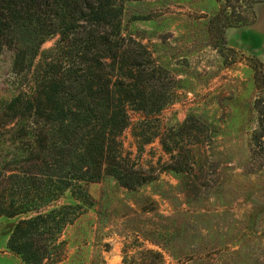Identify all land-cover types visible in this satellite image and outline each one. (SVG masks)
<instances>
[{
	"label": "rangeland",
	"instance_id": "1",
	"mask_svg": "<svg viewBox=\"0 0 264 264\" xmlns=\"http://www.w3.org/2000/svg\"><path fill=\"white\" fill-rule=\"evenodd\" d=\"M233 5L252 18L246 0ZM225 6L223 0L126 4L123 34L148 48L163 70L159 87L163 84L167 97L145 127L147 135L139 129L138 138L135 125L145 114L129 109L131 123L121 137L129 166L145 183L127 189L104 177L90 184L82 214L59 236L52 262L264 264V158L252 152L262 78L257 81L255 68L264 63V26L246 28L257 23V14L245 28H227L224 42L211 24ZM14 62V50L0 51V106L23 87ZM151 132L156 135L146 141ZM26 147L27 138L16 128L1 136L0 170L18 165ZM63 203H74L69 192L49 208ZM22 217L0 218V264H26L7 245Z\"/></svg>",
	"mask_w": 264,
	"mask_h": 264
},
{
	"label": "trees",
	"instance_id": "2",
	"mask_svg": "<svg viewBox=\"0 0 264 264\" xmlns=\"http://www.w3.org/2000/svg\"><path fill=\"white\" fill-rule=\"evenodd\" d=\"M131 1L142 0H0V51H15L14 69L23 75L20 92L0 106V137L16 128L27 138L18 165L0 170V218L26 216L7 243L26 264H57L52 261L59 236L82 214L90 184L104 177L127 189L145 183L129 166L121 137L131 123L129 109L145 114L135 125L138 138L167 97L159 87L163 70L148 48L123 34ZM223 1L211 29L226 42L227 28L256 22V7L264 0H246L251 19L232 7L241 0ZM53 37L55 45L43 50ZM258 65L252 152L264 158V63ZM67 192L74 203L49 208Z\"/></svg>",
	"mask_w": 264,
	"mask_h": 264
},
{
	"label": "crops",
	"instance_id": "3",
	"mask_svg": "<svg viewBox=\"0 0 264 264\" xmlns=\"http://www.w3.org/2000/svg\"><path fill=\"white\" fill-rule=\"evenodd\" d=\"M258 13V20H257V23L255 24V25H252V26H247L246 28H248V29H254V28H257L258 26H260V25H262V27L264 26V4L263 5H261V6H259V8H258V11H257ZM245 28V27H244ZM228 37H229V40H231L230 39V36H229V30H228ZM241 48V47H240ZM242 49H247L248 50V48L247 47H244V48H242ZM261 56V55H260ZM262 58H263V60H264V56H261Z\"/></svg>",
	"mask_w": 264,
	"mask_h": 264
}]
</instances>
